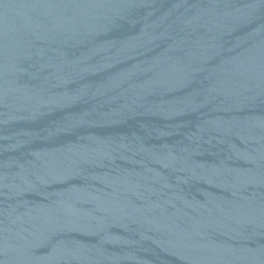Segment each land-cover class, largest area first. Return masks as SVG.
Returning <instances> with one entry per match:
<instances>
[{
	"label": "water",
	"instance_id": "obj_1",
	"mask_svg": "<svg viewBox=\"0 0 264 264\" xmlns=\"http://www.w3.org/2000/svg\"><path fill=\"white\" fill-rule=\"evenodd\" d=\"M0 264H264V0H0Z\"/></svg>",
	"mask_w": 264,
	"mask_h": 264
}]
</instances>
